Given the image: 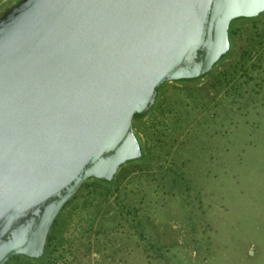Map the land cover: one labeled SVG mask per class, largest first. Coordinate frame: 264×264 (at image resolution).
I'll return each mask as SVG.
<instances>
[{
    "label": "water",
    "instance_id": "water-1",
    "mask_svg": "<svg viewBox=\"0 0 264 264\" xmlns=\"http://www.w3.org/2000/svg\"><path fill=\"white\" fill-rule=\"evenodd\" d=\"M264 0H16L0 12V264L39 257L78 185L139 158L161 82L208 73Z\"/></svg>",
    "mask_w": 264,
    "mask_h": 264
},
{
    "label": "rangeland",
    "instance_id": "rangeland-1",
    "mask_svg": "<svg viewBox=\"0 0 264 264\" xmlns=\"http://www.w3.org/2000/svg\"><path fill=\"white\" fill-rule=\"evenodd\" d=\"M232 25L209 74L161 82L132 119L139 158L59 210L58 263L264 264V11Z\"/></svg>",
    "mask_w": 264,
    "mask_h": 264
},
{
    "label": "trees",
    "instance_id": "trees-1",
    "mask_svg": "<svg viewBox=\"0 0 264 264\" xmlns=\"http://www.w3.org/2000/svg\"><path fill=\"white\" fill-rule=\"evenodd\" d=\"M257 16H258V14L256 16H253V17H242V18L254 19ZM235 19H237V18L231 19L229 21V24H228V40H230V37L233 35L234 28H233L232 23ZM229 51L230 50L228 48L226 53L222 54L219 58L223 57ZM209 73H210V70L208 71L207 74H209ZM133 118H138V117H133ZM91 179H92L93 183H95L96 185L100 184V183L107 184V182H103V181L98 180V179L93 178V177H91ZM84 181H85V179L79 184V186H81L84 183ZM68 201H70V198L66 202H68ZM66 202L64 203V205L66 204ZM55 225H56V218L54 219L50 229L48 230L46 240H45V250L41 256H39V257H28V256H25L23 254H14V255H11L3 264H69V263H64V262L58 263V261H57L58 259H64L65 257H67V254L69 255L70 253H72V251L70 250V252H69V250L64 248L62 246V244L60 243V241H61L59 239L60 236L58 233H56ZM69 257L71 260L72 258H75V254L72 253L71 256H69Z\"/></svg>",
    "mask_w": 264,
    "mask_h": 264
}]
</instances>
